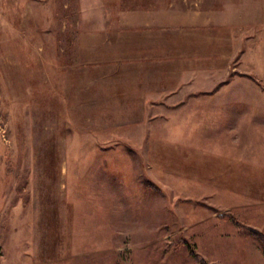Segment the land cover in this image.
<instances>
[{
  "label": "rangeland",
  "instance_id": "374dc122",
  "mask_svg": "<svg viewBox=\"0 0 264 264\" xmlns=\"http://www.w3.org/2000/svg\"><path fill=\"white\" fill-rule=\"evenodd\" d=\"M258 163L264 0H0V264H264Z\"/></svg>",
  "mask_w": 264,
  "mask_h": 264
},
{
  "label": "crops",
  "instance_id": "0c3cea01",
  "mask_svg": "<svg viewBox=\"0 0 264 264\" xmlns=\"http://www.w3.org/2000/svg\"><path fill=\"white\" fill-rule=\"evenodd\" d=\"M135 26H136V31L138 30V32H141L142 29L148 30V34L136 38L138 42L143 43L144 45H148V44L153 45V43L165 44V46L161 45V50L157 48V51L155 50V52L152 46H150L148 48V53L143 54L141 57L142 59L146 58L156 63V67L153 71L155 75L157 76L168 75L167 77L173 83L172 88H168V89L161 88V90L159 88L158 91H156L155 93L154 92L146 93L143 100L145 102H150L152 100H158L161 98L168 97L169 99L167 100V103H165L166 107L179 108L183 105V103H180L181 102L180 100H177V97L180 96V92H186L187 90L194 92L197 91V93L201 92L199 91L200 88H196L195 84H192V82H190L189 84L190 85L189 89L186 86V73L181 72V68H180L181 61L187 59L186 56L188 54V52H186L185 50L180 49V43L183 44L186 43V41L184 38H182V36L178 34L171 35V31L175 29V27L170 26V28L166 29V32L168 31V33H165L163 32L164 31L163 25H161L162 27H158L157 32L159 33L154 34L156 31L151 29L149 30V28L152 26L150 21H140ZM194 41L192 42L194 43ZM189 56L191 57L190 59H193L194 61L197 58H202L201 52L196 53V50H194V52L192 51ZM162 94H164L165 97H162L164 96ZM155 104L151 103L152 106H155ZM144 106H150V104L148 105L147 103H145ZM258 164H259L258 166L260 167L254 169L260 168L259 171H263L264 167L262 168V166L264 165L262 163H258ZM226 168L227 170L234 169L232 167H226Z\"/></svg>",
  "mask_w": 264,
  "mask_h": 264
}]
</instances>
